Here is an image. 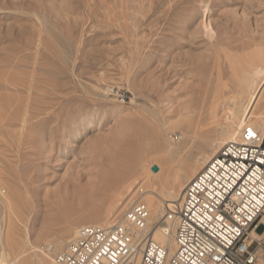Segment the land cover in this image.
Listing matches in <instances>:
<instances>
[{"label":"rangeland","instance_id":"374dc122","mask_svg":"<svg viewBox=\"0 0 264 264\" xmlns=\"http://www.w3.org/2000/svg\"><path fill=\"white\" fill-rule=\"evenodd\" d=\"M262 52L264 0H0V254L9 226L15 253L36 264L35 252L66 230L68 241L77 228H107L106 212L117 221L147 207L141 187L168 203L200 150L195 127L177 123H228L221 91L204 97L211 73L255 66ZM119 171L132 187L114 196L103 172Z\"/></svg>","mask_w":264,"mask_h":264},{"label":"built area","instance_id":"2783aa9c","mask_svg":"<svg viewBox=\"0 0 264 264\" xmlns=\"http://www.w3.org/2000/svg\"><path fill=\"white\" fill-rule=\"evenodd\" d=\"M171 212L177 244L171 255L153 229L133 222L86 227L51 262L123 264L137 257L138 264H264V238L251 236L264 214V133L246 126L240 142L225 144L188 183Z\"/></svg>","mask_w":264,"mask_h":264},{"label":"bare ground","instance_id":"6f19581e","mask_svg":"<svg viewBox=\"0 0 264 264\" xmlns=\"http://www.w3.org/2000/svg\"><path fill=\"white\" fill-rule=\"evenodd\" d=\"M205 14H206V11H205ZM207 17H205V18H207ZM258 60H259L258 64L255 66H252L250 68H247V67L243 68L241 66L233 65V64H230L229 66L218 65L214 70L212 68L213 71L211 74L213 75V73H214L217 76L218 80H221V81L223 80V82H222L220 87H217V85H215V82L212 79V75H211L210 76V83L207 85V87L204 90V93H205L204 97L206 98L212 92H214V94H218L221 91V93H220L222 95L221 97H222L224 103L228 104L227 107H229V110H230V113L228 115V117H229L228 119H230V120L228 121V123H221L220 122V124H219V120H217L218 117L214 121L213 120L212 121H206L203 123H199L197 120H196L197 122L193 121L194 119H192V121H191L189 118H187V120H185V124L182 122L177 123V125H179V126L180 125H186V129H190V130H191L192 126L195 127L194 132L192 131L193 129L191 130L193 132L192 136H189L190 134L187 135L186 132H182V136H185V135L189 136L191 138V141H190L192 144L191 148H193V146H195V148H196V146H197L198 149H200V150L198 151L199 154H197V156H195L193 158V160L189 163V165L186 166V168L184 169L183 175L180 176L176 180L174 185L168 189V194H167L168 199H166V196H165V199L168 201V203L164 202V198H162L163 196L159 197L160 194H159V196H157L156 195L157 193L154 190L141 187V189H140L141 194H139L138 198H136V199H140V200L142 199L143 201H145L147 204V207L144 206V209L140 213L135 211V213H133L132 216H129V214L127 212L124 216L121 217L120 220H117V221H115V219H112V217H111L112 215L109 214L110 211L106 212V213L102 214V216H101L102 223H105L108 225V227H111L117 223H121L124 225H131L130 223H133V222H136V223L143 222V224H140V226H142L143 228H146V229L147 228L153 229L154 239L158 243L167 247V249L169 251V255H171L175 251V249L177 247L176 239H175L176 223L172 217L171 210L173 209V207L176 203L181 201L188 183L198 174V172H200L207 165V163L214 156L217 155L219 150L225 144H227L229 142H234V141L240 142L242 130L246 126H252L254 129L260 131L261 133H264V121L260 117H258L259 113H256V111H255V107L258 106L257 102L260 100V98H262L264 96V95L263 96L261 95L262 90L264 91V53L263 52L261 54H259ZM1 76H3V75H1ZM211 99H212V97H211ZM214 101H216V99ZM219 101H220V99H219ZM26 104L28 105L27 102H26ZM211 104H214V102ZM263 104H264V101H263ZM203 106H205V105H203ZM217 107H218V105H217ZM28 112L26 110V112L24 114L23 113L21 114L22 119L20 120V123H22V125H24V127H25L26 123H28V125H31L30 120H32V119H29V117H28L29 113ZM215 112H217V110ZM222 112H224V111H222ZM209 114H210V112H209ZM213 114H210L209 116L213 117ZM11 115L12 116H10V117L14 118L13 114H11ZM214 115H216V113ZM217 115H218V113H217ZM211 117H209L208 119H210ZM226 118H227V116H226ZM221 119H222V117H221ZM29 121H30V123H29ZM6 124H8V123H6ZM26 127H27V125H26ZM27 130H29V128L26 129L25 131L27 132ZM20 133H21V131H20ZM215 133L219 136L218 137H217V135H216V137L213 136V134L215 135ZM22 135H23V133H22ZM27 135H29V134H27ZM25 136H24V138H25ZM24 138H22V139H24ZM26 138H27V136H26ZM26 140L29 141L28 138ZM22 141H24V140H22ZM29 142H32V141H29ZM28 145H30V144H28ZM18 146H19V144H18ZM140 151H144V150L140 149ZM129 154L127 156L129 157L130 162H133L134 159L136 158V156L134 155V153L131 154L130 156H129ZM141 156H142V154H140L139 158ZM127 161H129V160H127ZM149 168H151V167H149ZM149 168H148V170H150ZM130 170H131V168H130ZM121 172L119 171L118 173L113 174V175L109 174L108 172H105V173L103 172L104 176L108 177V179L104 182L105 184H103V187H106L108 190L112 191L113 192L112 194L114 196L122 195L125 190L129 192L131 187H132V184L127 185L126 181H125L126 178H128V174L124 173V171H121ZM142 175H143L144 179L146 181H148L149 183H153L154 181L156 182L157 177H153L150 172H148V171L142 172ZM148 184L146 186H148ZM6 187H5V191H6V189L8 190V188H6ZM155 187L156 186L154 184V188ZM8 192H9V190H8ZM3 194H5L7 197L9 195V194H6L4 192H3ZM8 200H9V204L12 208V203H11L10 197H8ZM136 201H138V200H136ZM147 209H148V211H147ZM147 213H149V224H148V226H147V223L144 219L145 216L147 215ZM99 214H100V212H99ZM262 219H264V214L262 216ZM139 220H140V222H138ZM89 226H102V225L99 224V222H98V224H92ZM89 226H86V227H89ZM156 226H158V227H156ZM165 226L169 227V229H170L168 233L165 232V228H166ZM9 227H11V226H9ZM9 227H8V231L6 234L8 252L0 254V263L4 260V258L7 257V258H10L11 264H24V261L20 260L19 254L15 253L16 250H15L14 242L12 239V232H11V229ZM86 227L75 229L73 232L75 236L71 239H68V241L66 240V238H67L66 234H68L70 232V230H66L64 233H62V235L57 237V240L59 241L58 246L55 244H51V245L48 244L45 247L46 251L40 249L41 250L40 254H36V252H35V259H36L35 263L36 264H48L49 259L51 260L53 255H54V260H55V257L61 251H63V250L67 251L70 249L71 245L74 244V242H76L77 237L81 234L82 230ZM251 236L254 239L264 238V235L257 234L255 231L251 232ZM13 238H14V236H13ZM55 242H52V243H55ZM65 242H66V245L64 247L65 248L68 247V248L59 251L60 249L64 248L63 244ZM139 259L140 258H137V257H135V259L131 258V259L125 261L123 264H138ZM51 264H52V262H51Z\"/></svg>","mask_w":264,"mask_h":264},{"label":"crops","instance_id":"0c3cea01","mask_svg":"<svg viewBox=\"0 0 264 264\" xmlns=\"http://www.w3.org/2000/svg\"><path fill=\"white\" fill-rule=\"evenodd\" d=\"M261 222H262V218L259 220L258 225L261 224ZM258 225H257V226H258Z\"/></svg>","mask_w":264,"mask_h":264},{"label":"water","instance_id":"95a60500","mask_svg":"<svg viewBox=\"0 0 264 264\" xmlns=\"http://www.w3.org/2000/svg\"><path fill=\"white\" fill-rule=\"evenodd\" d=\"M155 169H157V168H155Z\"/></svg>","mask_w":264,"mask_h":264}]
</instances>
